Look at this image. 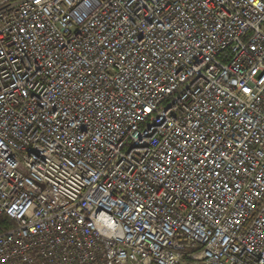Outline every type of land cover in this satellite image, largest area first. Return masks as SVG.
Masks as SVG:
<instances>
[{
    "label": "built area",
    "instance_id": "obj_1",
    "mask_svg": "<svg viewBox=\"0 0 264 264\" xmlns=\"http://www.w3.org/2000/svg\"><path fill=\"white\" fill-rule=\"evenodd\" d=\"M0 264H264V0H0Z\"/></svg>",
    "mask_w": 264,
    "mask_h": 264
}]
</instances>
